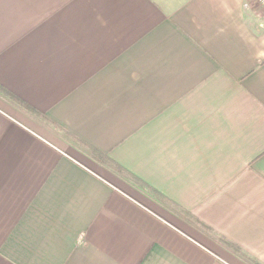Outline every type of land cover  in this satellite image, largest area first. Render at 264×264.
<instances>
[{"label": "crops", "instance_id": "0c3cea01", "mask_svg": "<svg viewBox=\"0 0 264 264\" xmlns=\"http://www.w3.org/2000/svg\"><path fill=\"white\" fill-rule=\"evenodd\" d=\"M0 264H264L253 0H0Z\"/></svg>", "mask_w": 264, "mask_h": 264}, {"label": "built area", "instance_id": "2783aa9c", "mask_svg": "<svg viewBox=\"0 0 264 264\" xmlns=\"http://www.w3.org/2000/svg\"><path fill=\"white\" fill-rule=\"evenodd\" d=\"M258 8L264 13V0H253Z\"/></svg>", "mask_w": 264, "mask_h": 264}, {"label": "rangeland", "instance_id": "374dc122", "mask_svg": "<svg viewBox=\"0 0 264 264\" xmlns=\"http://www.w3.org/2000/svg\"><path fill=\"white\" fill-rule=\"evenodd\" d=\"M256 7L258 8V6L256 5ZM259 12L261 13V15H263L264 17V14L262 13V11L258 8Z\"/></svg>", "mask_w": 264, "mask_h": 264}]
</instances>
